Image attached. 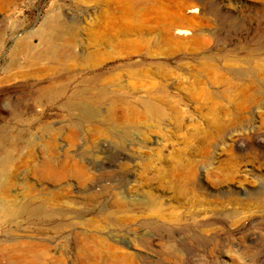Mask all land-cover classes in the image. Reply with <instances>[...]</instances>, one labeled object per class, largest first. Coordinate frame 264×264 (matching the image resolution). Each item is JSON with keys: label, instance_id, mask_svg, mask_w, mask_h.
Wrapping results in <instances>:
<instances>
[{"label": "rangeland", "instance_id": "374dc122", "mask_svg": "<svg viewBox=\"0 0 264 264\" xmlns=\"http://www.w3.org/2000/svg\"><path fill=\"white\" fill-rule=\"evenodd\" d=\"M0 264H264V0H0Z\"/></svg>", "mask_w": 264, "mask_h": 264}, {"label": "bare ground", "instance_id": "6f19581e", "mask_svg": "<svg viewBox=\"0 0 264 264\" xmlns=\"http://www.w3.org/2000/svg\"><path fill=\"white\" fill-rule=\"evenodd\" d=\"M140 1V0H139ZM203 9V8H202ZM196 9H194V10H190V12L189 13H196ZM195 15H197V14H195ZM184 31H182V30H177L174 34L176 35V36H183L184 35ZM175 36V37H176ZM44 48H45V52H46V54H52L53 53V51H54V49H53V45L51 44V43H45L44 44ZM83 54H82V52H80V51H78L77 53H76V56L74 57V58H77V59H79V60H81L82 59V56ZM47 92H49L51 95H53V96H56L57 97V95L59 94H61V91L60 90H53V89H47ZM78 96H82L81 94L80 95H78ZM77 105V106H76ZM72 107H80L81 109H79V110H82V113H83V115H85V116H93L94 115V113H95V111L93 110V109H91V108H89V106H82V105H79V104H77V103H74V104H72L71 105ZM45 165V176L46 177H51V178H53V177H55L56 176V173L54 172V169L51 167V165L50 164H48V163H45L44 164Z\"/></svg>", "mask_w": 264, "mask_h": 264}]
</instances>
